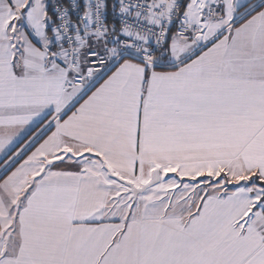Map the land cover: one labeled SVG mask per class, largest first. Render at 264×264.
I'll return each instance as SVG.
<instances>
[{
	"label": "snow or ice",
	"instance_id": "1",
	"mask_svg": "<svg viewBox=\"0 0 264 264\" xmlns=\"http://www.w3.org/2000/svg\"><path fill=\"white\" fill-rule=\"evenodd\" d=\"M0 264H264V0H0Z\"/></svg>",
	"mask_w": 264,
	"mask_h": 264
}]
</instances>
